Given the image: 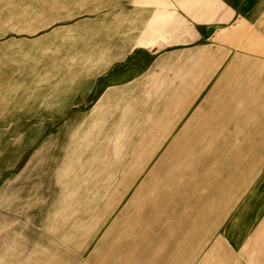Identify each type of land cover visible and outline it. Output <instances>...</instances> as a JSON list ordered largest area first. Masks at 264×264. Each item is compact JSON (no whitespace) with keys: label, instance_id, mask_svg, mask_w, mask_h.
<instances>
[{"label":"rangeland","instance_id":"obj_1","mask_svg":"<svg viewBox=\"0 0 264 264\" xmlns=\"http://www.w3.org/2000/svg\"><path fill=\"white\" fill-rule=\"evenodd\" d=\"M143 1L0 0V264H72L61 248L90 260L172 148L141 119L156 104L144 96L155 52L118 45L101 16ZM181 207L169 210L176 225ZM154 228L136 225L143 238ZM223 254L206 264H264Z\"/></svg>","mask_w":264,"mask_h":264},{"label":"crops","instance_id":"obj_2","mask_svg":"<svg viewBox=\"0 0 264 264\" xmlns=\"http://www.w3.org/2000/svg\"><path fill=\"white\" fill-rule=\"evenodd\" d=\"M228 2L144 0L101 14L114 19L118 45L155 52L144 96L156 104L141 119L172 148L83 264H206L215 251L264 258V0L240 12ZM182 205L189 216L176 225L169 210ZM146 222L155 228L143 238L136 225Z\"/></svg>","mask_w":264,"mask_h":264}]
</instances>
